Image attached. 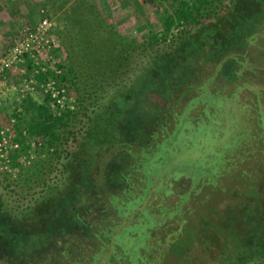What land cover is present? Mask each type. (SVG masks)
<instances>
[{
    "label": "rangeland",
    "instance_id": "1",
    "mask_svg": "<svg viewBox=\"0 0 264 264\" xmlns=\"http://www.w3.org/2000/svg\"><path fill=\"white\" fill-rule=\"evenodd\" d=\"M96 2L109 24L114 27L113 30H117L118 38L114 36L112 40L116 39L117 42L109 45V51L104 48L103 53H99L97 47L100 45L96 41L92 49L94 53H89V49L87 53L84 42L88 38L73 30H63L62 26H57L59 23L56 17L50 18L56 30H63L62 40L56 38L59 47L57 61L68 69H74L71 82H68L70 88L67 100L63 104L55 100L50 102L54 108L70 106L80 109L78 120L73 126L79 133H86L89 122L95 119L98 120L95 127H100L102 118H108L112 112L118 124L121 120L123 123L129 117L128 114H135L136 109L145 108L139 122H135V129L126 130L125 126L133 122L130 119L121 125L118 132L122 131L123 134L117 142L123 143L115 150L108 149L112 144L108 141L104 142L105 148L102 150L106 151L104 158L98 150L91 152L93 156L98 154L95 159L97 165L107 160L106 169L109 170L108 176H111V181L109 177L106 179L108 187L111 185L116 191L120 186L124 187L127 182H115L114 171L121 169L123 162L133 161V167H136L141 148H147L150 144L154 147L157 142L167 139L176 131L179 117L184 114L195 126L199 122L210 126L208 121L213 118L224 122L229 115L235 129L240 128L241 118L242 127L249 131L247 134L236 131V139L242 136L238 146L229 147V152L222 150L221 158L218 159L220 164L213 168L207 166L197 179L190 175L169 179L165 176L152 177L153 185L156 188L163 187V191H158L148 205L154 223L146 228L147 238L143 244L147 247L139 249L142 259L137 258L136 263L154 264L158 260L157 264H229L234 262L230 258H236L240 252L264 249V27L255 28V33L254 30L250 32L256 39L254 44L246 48L245 54L240 52L239 62L246 67L239 71L240 77L237 79L228 75L225 68L216 73L217 59L201 62L203 68L199 70L194 66L196 60L190 64L185 54H177L175 37L163 34L162 19L173 13L180 0ZM223 2L226 5L230 0ZM45 13L51 17L45 0H0V58L19 32L28 24L38 23ZM91 27L94 30L89 31L90 34L102 40L104 31L98 28L101 25ZM108 31L111 32L109 28ZM149 31L161 37L160 42L152 47L148 41H142V38L149 35ZM173 32L177 34L178 30L174 29ZM80 44L85 50H80ZM157 49L159 53L155 54ZM113 53L121 54L122 57L128 55L129 63L119 67V62H112L113 65L104 62L107 65L101 67L104 64L101 60L111 59L109 56ZM155 64H158L156 68ZM189 67L195 72H190L187 69ZM16 79L11 73L0 78V115L10 124L15 123V112L21 114L24 111L22 96L18 95L21 86ZM205 91L208 94H219L225 104L224 108H206L200 102ZM29 94L40 102L47 100V95L40 87ZM195 99L198 102L188 109L190 102ZM8 127L11 128L8 135L15 137V128L10 125ZM95 133L98 134L97 128ZM70 141L72 143V138ZM124 150L136 159L130 157L131 160L125 153L121 154ZM216 155L211 157L215 162ZM23 159L24 167L16 170H9L0 160V191L4 195L7 209L20 218L25 213L33 212L36 203L43 200L45 194L52 192L51 188H55L53 193L59 188L68 189L71 182L69 178L76 175V168L80 165L78 159L83 160V157L73 163V174L63 171L65 160L55 158L46 161L45 155L38 149L30 158L24 156ZM90 165L94 167V164ZM133 167L129 170L130 181L127 184L131 188L129 199L137 195L136 188L143 184L139 181L143 175L134 171ZM94 202L90 203L94 208L92 217L98 219L103 205L98 204L97 200ZM126 218L137 223L138 214L133 212ZM81 237L82 232L61 239L62 244L66 241L69 244L65 247V257L55 252L35 260L32 258L33 251L26 255L27 260L1 256L0 264H84L83 258L89 257L100 241L84 237L81 242ZM11 249H14L11 252L15 256L27 253L15 247ZM117 252L120 258L118 261L110 260V264H132L124 251L117 249ZM231 253H237V256Z\"/></svg>",
    "mask_w": 264,
    "mask_h": 264
},
{
    "label": "trees",
    "instance_id": "2",
    "mask_svg": "<svg viewBox=\"0 0 264 264\" xmlns=\"http://www.w3.org/2000/svg\"><path fill=\"white\" fill-rule=\"evenodd\" d=\"M45 1L51 12L50 18L56 17L55 20L59 23L57 26H62L63 30H73L88 38V41L84 42V46L87 45L86 50L80 44L81 51L85 50L88 53L87 49H89V53H94L92 49L97 41L98 45H100L97 49L99 53H103L104 48L105 50L108 48L109 51L112 43L117 42L116 39L112 41L114 36L117 37V30H113L114 27L109 24L96 0ZM99 24L101 27L98 28L104 31L103 35L105 38L102 37V40L89 32L94 30L91 29V26ZM162 24L163 34L166 37L168 34L175 37L177 54H185L190 64H193L196 60L197 63L194 66L202 70L201 62L217 59L216 73L220 69L225 68L228 75L238 79L240 77L239 71L246 67L244 63L239 62L240 52L245 54L247 52L246 48L254 44L256 39L253 36L254 34L250 32L254 30L255 33L257 31L255 28L264 27V0H230V3L226 5H224L223 0H180V4L174 9L173 13L162 19ZM108 28L111 32L108 31ZM62 29L61 31L58 28L57 30L55 29L57 31L56 37L61 38V40ZM174 29L178 30L177 34L173 32ZM148 33L149 35L142 38V41H148V45L151 47L160 42L161 37L158 33L153 31ZM248 34H252V36H248ZM159 50L154 51L155 54L159 53ZM53 55L57 57L58 49L53 51ZM109 57L111 59L106 58L101 60V62H108L110 65H113L112 62H119V67H122L123 63L125 65L129 63L128 55L122 57L121 54L113 53ZM95 60L100 61L99 59ZM43 64L41 62L40 65H37L33 59L26 56L23 63L17 64V68L24 69L22 74L24 79H33L36 82V89L38 87L41 88V84L46 83L50 78L56 79L59 84L65 85L67 89L70 88L68 82H71V77L74 75L72 67L68 69L63 63L57 62L52 67L47 64L44 66L46 70H42ZM106 65L105 63L101 64V67ZM157 66L158 64H155L154 68ZM57 69L61 70L59 74L56 73ZM187 69L190 72H195L190 67ZM115 71L117 70L115 69ZM10 73L14 75L13 72ZM19 86H22V83ZM41 90L43 91V89ZM18 95L22 96L21 105L24 111L21 114L20 112H15L13 115L15 123H6L0 115V142L3 140L2 129L10 125L17 131V135L10 138L11 144H19L18 148L9 147L4 151L7 155V161H2L3 164L9 170L23 168L25 164L23 157L27 156V158H30L38 149L42 155H45L46 161L54 160L55 158L56 160H65L63 171L73 174V163L79 157H83V160L78 159L80 165L76 168V175L70 176L69 180L71 182L68 189L59 188L56 189V193H53L55 188H51L52 192H49L48 195L45 194L43 200L36 203L34 211L23 214V218L17 217L7 209L3 198L4 195L0 191V257L8 255L11 259L27 260L26 255L33 251L35 252L32 253V258L35 260H38V257H46L47 254L55 252L60 257H65L67 253L65 247L69 244L67 241L62 244L61 239L82 232L83 238L89 239L93 237L94 240L100 241L97 249L89 257L83 258L85 260L84 264H110V260L118 261L117 259L121 255L117 252V249L124 251L132 264H138L136 260L140 257L139 249L147 247L143 244L147 238L146 228L154 223V220L149 215L148 208L141 211L137 210L142 206L153 186L152 177L159 176L158 171L156 172L152 168L153 162L157 159H162L163 162L161 164H166L173 159L169 149L178 147L176 142L180 131L189 130L190 121L188 120L190 119L186 114L180 116L176 132L170 134L164 141L157 142L154 147L150 144L147 148H141L142 150L139 152L140 160L135 162L136 167H133V161L131 163L123 162V164L121 162V169L114 171L113 176L117 180L115 182L120 184L127 183L124 187H118V190L122 188L118 192V190L113 189L115 187L112 188L111 185L109 187L106 185V179L109 177V170L106 169L107 160L105 162L102 160L97 165L95 159L98 154L95 153L96 156H93L91 152L98 150L104 158L106 151L102 152V150L105 148L104 142L108 141L112 142V144L110 148H107L110 150L114 148L115 150L118 145L123 143V141L121 143L117 142L121 140L120 135L122 136L123 134L122 131L118 132L119 128L122 127L121 125L124 122L126 124L130 119L133 122L128 127L125 126V128L126 130L135 129V122H139L138 119L145 108L143 110L136 109L135 114H128L129 117L125 118L123 123L122 120L117 122L118 124H116V118L112 112V115L107 116L109 119L106 117L102 118L100 127H95L98 122L95 119L89 122V130L87 129L86 133H79L73 127L75 126V121L78 120L80 112L78 107H76L77 109L70 106L62 109L54 108L50 102V100H53L50 94H46L47 100L44 102L35 100L28 92L19 91ZM197 102L198 100L196 99L191 101L188 109ZM200 102L204 103L206 108H213L217 104L224 103L221 101L219 94H208L206 91L203 93ZM158 106L161 107L160 105ZM239 122L240 128H236V131L247 134L249 131L242 127L241 118ZM96 128L98 134L95 133ZM8 134L6 135L9 136ZM235 136L236 133L231 136L232 139H235L234 142H231L230 146L227 145L222 150L229 152L232 147L238 146L242 136L241 138L239 136L238 139ZM70 138H72V143H70ZM33 141L36 143L35 146ZM229 147L231 148L229 149ZM130 150L128 149L127 151ZM122 152L127 155V158L129 156V159L135 158L133 154L131 155L125 150L121 151V154ZM108 156H106V159ZM219 158H221L220 155L217 156L216 162H212L211 158L205 159L206 166H210V168L217 167L220 164ZM89 164H94V167L92 165L89 166ZM177 166H180V164ZM131 167H133L134 171H138V173L143 175L142 178H139V181L143 184L141 187L136 188L137 195L129 199L131 188L127 184L130 181L129 170H131ZM183 170L181 172L178 168V171L175 170V172H184L186 175L193 176L191 169ZM199 176L201 175L197 173V176L194 177L197 179ZM156 190L157 192L154 193L153 198H155L154 196H156L158 191H163V187H157ZM93 200L95 202L97 200L98 204L103 205L98 219L92 217L94 208L90 203ZM109 202L111 208L107 205ZM60 207L62 208L60 209ZM133 212L138 214L137 223H132L126 218L127 215ZM114 236L116 237L113 239ZM83 238H80L81 242H83ZM61 246L62 248H60ZM11 247L22 249V251L27 253L15 256L11 252V250H14ZM231 254L235 257L237 256V253ZM141 257L140 259H142ZM103 258L104 260H102ZM230 259L231 261L233 259L234 262L232 261L233 263L229 264H264V249H253L247 253L240 252L239 256L236 258L231 257ZM157 262L158 260L154 261V264H157Z\"/></svg>",
    "mask_w": 264,
    "mask_h": 264
},
{
    "label": "built area",
    "instance_id": "3",
    "mask_svg": "<svg viewBox=\"0 0 264 264\" xmlns=\"http://www.w3.org/2000/svg\"><path fill=\"white\" fill-rule=\"evenodd\" d=\"M56 38L53 22L47 13L42 16L38 23L26 25L14 38L11 45L6 50V53L0 58V78L6 77L7 73L13 72L14 76L17 77V83H22L21 92H34L36 89V82L33 79H24L22 76L24 69L17 68V64L23 63L26 56H29L37 65H40L41 62L44 63L42 70H46L44 66L47 64L51 67L52 65H56L58 62L57 57L53 55V51L57 49ZM60 72L61 70L57 69L56 73L59 74ZM41 89H43L44 94H50L52 99L58 103L63 104V102L67 100V87L59 84L54 78H50L46 83L41 84ZM10 130V127H6L1 131L3 135V140L0 142L1 161H7V155L4 151L9 148V146L10 148L19 147L18 143L11 144V134L9 136L6 135ZM33 144H35L34 141Z\"/></svg>",
    "mask_w": 264,
    "mask_h": 264
},
{
    "label": "flooded vegetation",
    "instance_id": "4",
    "mask_svg": "<svg viewBox=\"0 0 264 264\" xmlns=\"http://www.w3.org/2000/svg\"><path fill=\"white\" fill-rule=\"evenodd\" d=\"M224 105V103L217 104V107L224 108ZM208 122L210 126L203 124V122H199L198 126H195L190 122L188 131H180L178 141L176 142L178 147L169 149L173 159L166 164H161L163 162L162 159H157L153 162V170L158 171L159 176H165L168 179L176 176L187 177L184 172H175V170L178 171V168L181 172L184 171L183 169H191L193 176H197V173L201 175L203 170L207 168L205 159L211 158L215 154H217L216 156L220 155L222 148H225L227 145L230 146V143L234 142L235 139H232L231 136L236 133L229 115L225 117L224 122H221L217 118H213ZM211 160L215 162L214 159L211 158ZM179 164L180 166H177V168L176 165ZM156 192V186L153 185L138 211L148 208L150 200Z\"/></svg>",
    "mask_w": 264,
    "mask_h": 264
},
{
    "label": "water",
    "instance_id": "5",
    "mask_svg": "<svg viewBox=\"0 0 264 264\" xmlns=\"http://www.w3.org/2000/svg\"><path fill=\"white\" fill-rule=\"evenodd\" d=\"M146 204V203H145Z\"/></svg>",
    "mask_w": 264,
    "mask_h": 264
}]
</instances>
